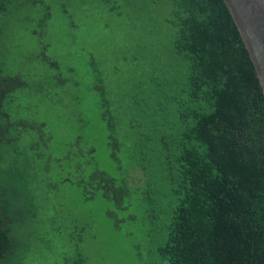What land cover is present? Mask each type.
<instances>
[{
  "label": "trees",
  "instance_id": "trees-1",
  "mask_svg": "<svg viewBox=\"0 0 264 264\" xmlns=\"http://www.w3.org/2000/svg\"><path fill=\"white\" fill-rule=\"evenodd\" d=\"M58 1L0 0V264H24L27 254L36 253L30 230L35 233L33 239L46 246L48 233L40 229L52 228L61 219L54 214L56 206L50 198H54L50 193L56 186H39L31 170L17 158L24 155V149L45 157V149H29L35 148L37 132L46 147L52 139L51 133L43 132L46 123L26 120L25 106L15 101L31 89L29 94H37L34 110L42 107L38 85L44 76L34 80L32 72H14L5 63L6 35L12 25L36 24L31 34L40 41L41 28L45 33ZM84 1L105 5L111 12L123 4L156 11L144 14L150 24L148 38L157 40L153 50L167 42L169 63L154 55L155 65L141 68L138 63L143 54L127 50L124 59L133 57L136 64L122 74L120 87L124 89L119 93L108 76L104 85L100 64L90 59L91 86L98 95L106 147L136 149L144 156V149H158V170L167 200H158L151 181L132 186L127 180L129 173L117 180L97 167L84 172L83 161L75 160L80 178L65 182L72 183L85 200L97 195L105 198L107 215L117 229L144 219L147 236L169 210L166 203L171 204V220L164 222L167 238L155 250L158 264H264V89L226 1ZM58 4L62 13H67L66 5ZM149 47L140 45L139 49L143 52ZM34 59L51 70L46 104L53 99L51 109L58 114L71 105L66 98L71 94L66 89L69 80L60 63L44 52ZM58 94L61 101L55 99ZM115 99L121 100L119 106ZM116 113L131 116L123 135ZM14 115L21 119L12 121ZM83 123L68 149L79 148ZM94 149L92 145L91 154ZM26 159L31 161L29 154ZM74 159L69 158L70 162ZM142 169L147 170L144 164ZM64 225L76 245V255L67 254V264H77L76 258L83 264L79 242L87 223L77 219L72 224L67 219Z\"/></svg>",
  "mask_w": 264,
  "mask_h": 264
},
{
  "label": "rangeland",
  "instance_id": "rangeland-1",
  "mask_svg": "<svg viewBox=\"0 0 264 264\" xmlns=\"http://www.w3.org/2000/svg\"><path fill=\"white\" fill-rule=\"evenodd\" d=\"M59 1L53 8L46 32L44 33L45 29L41 28L40 41L31 34L36 24L28 22H16L6 35L5 63L9 70L25 74L32 72L34 80L35 76L39 79L40 75L44 76L42 85H31L32 87L38 85L42 107L34 110L36 107L32 106V102L37 94H29L31 89L20 93L15 101L25 106L23 117L26 120H40L39 122L46 123L47 127L43 132L52 134V139L48 142L49 147L43 144V138L37 132L34 134L35 148H29L45 149L44 158H41L40 152L33 153L28 149H24V155L17 158L21 160V166L25 165L31 170L30 175L35 177L33 181L40 182L39 186L44 189H46L44 184L56 186L50 193L54 198H50L51 202H55L54 214L61 216L58 220L60 222L52 228L40 229L48 233L49 244L46 246L33 239L35 233L33 234V229L30 230L31 246L36 253L27 254L24 264H67V254L76 255L74 254L76 245L68 234L70 230H65L64 224L67 223V219L71 220L72 224L77 219L87 223L82 233L83 240L79 242L83 264H158L155 250L167 238L164 222L171 220L168 213L172 212L171 204L166 203L169 210L162 213L160 225L147 236L146 231L149 229H146L144 219L139 218L129 225L122 224L121 228L117 229L107 215L108 205L105 198L97 195L85 200L82 193L71 186L72 183L65 182L71 178L68 181L74 183L80 178L75 160L83 161L86 163L84 172H90L97 167L117 180H122L129 173L127 180L132 186L151 181L154 183L158 200L161 203L166 202L167 197L164 195L166 185L158 170V149H144L146 156L136 149L125 147L108 149L99 119L98 95L93 92L91 86L90 59L100 64L98 67L106 77L104 85L108 84V76L110 85L119 93H121L119 90L124 89L120 87L123 85L122 74H126L136 64V61H132V56L129 60L124 59L127 50L133 55L143 54L138 63L141 68H152L155 65L154 55L162 56L164 62L169 63L167 42L162 44L161 49L154 47L153 50L151 46L153 42L156 44L157 40L148 38L150 24L147 16L144 18V14H154L156 11L149 8V11L145 8L136 10L123 4L116 12H111L105 5L92 1L91 3L84 0ZM58 3L66 5L67 13H62V7ZM158 22L162 24L160 18ZM140 45L150 47L141 52ZM43 52L48 58L60 63L64 77L69 80L66 89L71 94L66 95V98L71 105L62 107L58 114L52 112L53 99H49L48 105L46 104L50 94L48 88L52 83L47 75L51 70L34 59ZM116 69L119 72L112 75ZM55 99L61 101L60 95L58 94ZM115 101L116 106H119L121 100ZM116 115L121 121L120 133L123 135L127 131L131 116L119 113ZM14 116L12 121L21 119ZM35 117L36 119H31ZM82 122L84 128L81 136L84 138L81 139L79 148L68 149L67 145L77 138L78 127ZM92 145L95 149L91 154ZM28 154L31 161L26 159ZM90 155L92 160L89 159ZM70 157L75 159L70 162ZM49 163L50 168L47 169ZM143 164L147 168L146 171L142 169ZM43 168L45 170H42ZM139 257H142V260H139ZM75 261L79 264L77 258Z\"/></svg>",
  "mask_w": 264,
  "mask_h": 264
},
{
  "label": "water",
  "instance_id": "water-1",
  "mask_svg": "<svg viewBox=\"0 0 264 264\" xmlns=\"http://www.w3.org/2000/svg\"><path fill=\"white\" fill-rule=\"evenodd\" d=\"M241 31L264 89V0H225Z\"/></svg>",
  "mask_w": 264,
  "mask_h": 264
}]
</instances>
